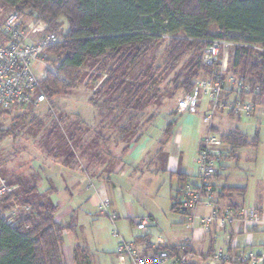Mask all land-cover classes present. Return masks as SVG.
Segmentation results:
<instances>
[{
  "label": "trees",
  "instance_id": "1",
  "mask_svg": "<svg viewBox=\"0 0 264 264\" xmlns=\"http://www.w3.org/2000/svg\"><path fill=\"white\" fill-rule=\"evenodd\" d=\"M0 8L4 14L19 13L24 24L41 20L48 25L49 32L59 36L60 42L48 50L59 61L57 73L48 74L41 82V90L49 98L69 96L83 83V68L97 67L98 74L93 75V79L102 81L103 87L96 95L106 98L100 105L108 112L120 111L111 127L122 133L120 140L125 150L146 133V130L140 132L137 121L150 103V86L146 80L150 79L153 86L159 80L154 79L150 69L145 74L138 75V72L157 45H165V73L174 71L188 58L186 76L175 89L183 91L184 98L192 94L202 80H197L200 74H207L208 79L217 77L218 68L207 67L202 61L212 42L242 45L231 55L227 76L232 73L237 79L234 78L235 84L228 88L225 77V103L252 102L264 107V51L261 53L253 48L264 50V0H0ZM63 19L68 23L66 33L61 32ZM240 85L248 87L249 92ZM91 101L99 107L94 97ZM55 106L53 103L52 108ZM24 108L0 109V135H10V128L2 129L6 119ZM29 113L34 129L43 131L45 123L32 109L13 120L25 121ZM229 115L234 117L232 112ZM123 116L128 118L127 123L117 125ZM154 120L148 119L149 127ZM66 125L64 128L61 122L54 123L50 136L61 134L67 145L75 142L77 147L84 148L87 131L84 129H89V125L80 118ZM175 125V122L169 123L166 134H171ZM221 138L232 148L225 158L243 147L259 144L258 136L250 143L248 136L239 130L221 135ZM86 153L81 156L87 157ZM176 176L179 187L190 182L184 174ZM5 183L16 190L0 198V264H65L63 236L73 227L56 221L59 206L50 200L33 203L30 197L37 188L21 192L19 184L8 179ZM225 191L229 196L246 193L242 188L226 187ZM220 196L226 198V194L220 193ZM16 206L21 209L14 217V224H8L5 215ZM227 206L241 208L233 204ZM172 211L187 218L177 197ZM158 250L172 253L177 252L178 247L161 246ZM74 263L90 264L81 247L74 250Z\"/></svg>",
  "mask_w": 264,
  "mask_h": 264
},
{
  "label": "rangeland",
  "instance_id": "2",
  "mask_svg": "<svg viewBox=\"0 0 264 264\" xmlns=\"http://www.w3.org/2000/svg\"><path fill=\"white\" fill-rule=\"evenodd\" d=\"M62 22L61 32L66 33L68 23L65 19ZM164 50L165 45H157L138 72V75L145 74L150 69L154 79L159 82L153 86L150 79L146 80L150 86L148 97L150 103L144 112L138 115L139 120L137 121L140 122V132L143 133L146 130L144 141H150V143L145 142L148 151L140 164L135 167L132 166L131 159L124 156L121 162L123 167H118L120 172L115 171L118 166L116 156L121 155V150L125 148L124 143L120 140L123 136L122 133L111 127L120 111L108 112L105 106L100 105L106 98L96 95L102 89L103 83L98 79H93V75L98 74L95 66L89 65L83 68L84 81L69 96L49 98L40 90L39 93L46 96L45 103L13 112L2 127L3 130L10 128L11 133L10 135H0V183L8 179L10 182L19 184L21 192L37 188V192L31 194L30 197L33 203L45 200H50L55 204L67 202L76 211L75 214L72 208L73 219L67 220L70 225L75 226V229L74 232L70 231L64 236L62 252L65 264H74V250L77 247L86 251L90 264H120L116 256L118 240L113 236L115 228L128 242H133L136 236L142 234L127 218L120 217L115 227L101 212L100 207L94 206L96 190L102 184L106 186L112 200L111 203L110 199L106 198L110 202L108 211L111 214L114 213L113 208L119 201H114V189L121 186L124 190L125 200H130L133 203L138 216L148 217L151 215L156 219L157 226L152 231L151 241H155L158 235H163L170 244H181L192 236L187 224H183L185 221L187 222L186 217L184 218L180 212L172 211L176 197L178 200L180 199V195L177 193L178 189L175 191L172 189L176 187L177 180H173L174 186L172 187L170 176H166L165 171L158 169L161 160L165 159V154L161 153L153 164L147 159L153 153L152 147L158 143L161 145L160 149L165 148V152L179 157L186 163L190 162L195 167L194 160L198 156L195 143L200 140L197 136L201 133L200 127L204 124L203 112L206 111L210 100L208 97L204 98L203 103L201 102L202 106L196 114L176 113L179 112V103L184 99V92L175 89L186 76L188 58L174 71L165 73ZM232 53L233 51L228 57V69ZM51 56V64L57 69L59 61L56 56ZM221 57L224 59L223 53ZM216 68L219 69V67ZM102 74L105 77V73ZM207 76L202 73L197 80L208 79ZM234 78L237 79L234 74H228L226 78L228 88L233 85L232 79ZM93 97L98 101V108L91 101ZM53 103L56 105L54 108H52ZM31 109L36 116L44 121L46 127L43 131L37 132L34 129L30 113L27 114L25 121L18 123L13 120L14 117ZM61 113L63 114L62 118H59ZM189 117H193V124H190ZM78 118L89 125V129H84L87 130L84 135L86 138L84 148L77 147L78 144L75 142L73 145H67L61 134H57L55 137L50 136L54 123L59 121L65 128L66 124L77 121ZM151 118L155 120L149 127L148 119ZM127 120L128 118L123 116L117 125L123 126ZM172 122H175L176 125L171 134H166L168 124ZM213 125L219 130V132L215 130L214 134L240 130L248 136L250 143L257 136L259 137L257 147L251 145L243 147L238 153L239 160L227 161L229 175L222 176L219 182L228 181V184L233 186L247 187L249 190L244 199L245 206L264 207V115L238 119L230 116L229 110L226 108L216 113ZM181 127L184 130L181 135V146L178 147L174 143V136ZM197 131L198 133H196ZM82 153H86L87 157H82ZM72 171H75L74 174L80 177L82 193L77 194L73 188L68 189L70 183L68 175ZM83 208L86 213L82 212ZM255 234L258 235L257 242L263 240L264 231L260 230ZM204 244L196 245L197 250L200 251ZM262 244L264 242L256 244L255 252H264ZM199 264L206 263L200 260Z\"/></svg>",
  "mask_w": 264,
  "mask_h": 264
},
{
  "label": "built area",
  "instance_id": "3",
  "mask_svg": "<svg viewBox=\"0 0 264 264\" xmlns=\"http://www.w3.org/2000/svg\"><path fill=\"white\" fill-rule=\"evenodd\" d=\"M60 42L59 36L49 32L48 25L41 20H33L24 24L17 12L4 14L0 8V109L6 110L14 106H39L47 101L41 90V82L48 74H56L57 69L51 64V54L48 51ZM242 45L226 42H212L203 54V64L207 67H219L217 77L200 80L192 94L179 103V112L196 114L204 98L210 100L209 114L205 121L209 125L197 157V183H187L179 187L180 209L187 212V228L192 236L178 247L177 252L158 250L164 246L159 238L156 242L145 241L150 253L143 254L134 243L126 241L117 228L113 236L118 240L116 256L120 264H199L202 260L197 254L194 244L201 241L198 227L209 231L215 227L226 229L241 227L245 232L264 227V210L250 207L232 208L217 203L214 179L227 155L221 136L214 134L213 121L218 111L228 108L235 117H252L264 111L252 102L237 101L225 103V77L228 73V57L231 51ZM259 52L263 49L253 47ZM222 53L224 59H222ZM232 84L235 80L232 79ZM241 89L249 92V88L240 85ZM16 187H9L5 182L0 183V198L11 194ZM110 202L103 198L100 210L116 227L118 216L108 211ZM207 209L208 214H200V209ZM16 206L5 215L8 224H14V217L20 211ZM28 210L29 208L26 207ZM138 231L147 232L153 225L150 218L133 220ZM206 264H264V254L245 252L228 248L212 252L205 261Z\"/></svg>",
  "mask_w": 264,
  "mask_h": 264
},
{
  "label": "crops",
  "instance_id": "4",
  "mask_svg": "<svg viewBox=\"0 0 264 264\" xmlns=\"http://www.w3.org/2000/svg\"><path fill=\"white\" fill-rule=\"evenodd\" d=\"M202 103L199 105L198 111L200 110ZM209 103H210V101H209ZM209 103H208V107H206V111L203 112L204 124L200 127L201 133L198 134V136H197V137H199L200 140L196 139V140H198V143H195V144H197V151H199L200 145H201V143H202V141H203L204 137L206 136L208 129H209V125L205 121V118L209 114V109H210ZM176 113L184 114L186 112L181 113V112L177 111ZM263 115H264V112L262 111L261 113L255 115V116H263ZM235 118L242 119L243 116L242 117H235ZM193 121H194L193 117H189L190 124H193L194 123ZM213 127H214V125H213ZM183 130L184 129L181 127V129L178 132H176V134L174 136V140H175L174 143L176 145H178V147H180L181 143H182V141H181L182 136L181 135L183 133ZM214 130H217L219 132V130L216 127H214ZM233 131H230V132H233ZM230 132H226V133L220 132L218 135H220V136L226 135ZM196 133H198V131ZM144 139H145V136L143 138H141V140L139 142L131 144L126 150L124 148L121 150V155L116 156L117 161H118V166L115 169L116 172H120L119 168L123 167L121 162H122L124 156L131 159V164L133 167L140 164L142 158L146 155V153L148 151V148H147V145H145V142L150 143V141H144ZM160 148H161V145L156 143V145H154L152 147L153 153L151 154L150 157H148L147 161H150V163L153 164V163H155V161L157 160V157H159L161 153L165 154V159L163 161L161 160L160 166L158 167V169L160 168L162 171H165L164 174L166 176H170L169 180H170L172 187L174 186L173 180H177L176 187L172 188L174 191L177 190L180 186L179 178H178V176H176V174H178V173L186 175V177H188L190 179L191 183H197V177H198L197 159L194 160L195 167H193L190 162L186 163V161L181 160L179 157L173 156L169 152L168 153L165 152V150H164L165 148H163V149H160ZM160 150H162V151H160ZM226 150H228L227 155H229L232 148L229 146L228 148H226ZM240 150L241 149L237 150L235 155H231L230 157L225 158L223 160V162L220 166V171L218 172V175L214 179V184H215V188H216V197L215 198H216L217 203L219 205L227 206V205L233 204V205H238L241 207H246L244 204L245 203L244 199H245L246 195L248 194L249 189L247 187L233 186L231 184H228V181L225 183L219 182V179L222 178V176H224L225 174L229 175L228 172L230 170H229L228 165L226 164L227 161H231V160L236 161V160L240 159V157L238 155ZM197 154H198V152H197ZM74 172L75 171H72V173H69V175H68V177H69L68 179L70 181L68 189L73 188L74 189L73 191L75 193H77V194L82 193V191H81L82 185H81L80 177H78L76 174H74ZM226 187L246 189V193L244 195L233 194V195L229 196V195H227V193H229V192H226V191H225L226 193L224 192V188H226ZM114 190H115L114 201H117V200H119V201L117 202V204H115V206L113 208V212L118 216V218H120V217L127 218V219H130L131 222H133L134 219L145 218L143 216H138L136 214V211L133 207V203L130 200H125L124 190L121 186L116 187ZM220 193L226 194V198L225 199L221 198ZM103 198H109L111 203H112V200L109 197V194L106 190V186L104 184H102L101 187H99L98 190H96V196H95V201H94L95 203H93L94 206L99 208L100 202ZM91 201H92V198L90 199V202ZM56 205L59 206V214L56 216V221L58 223H60L61 225H64L67 227H69V226L73 227L70 231L74 232L75 226H72L67 222V220L69 218L73 219L74 215H72L71 209L73 208V210L75 211L74 207L71 206L70 204H68L67 202L57 203ZM257 209L264 210V207L257 206ZM82 212L86 213V210L83 208ZM84 213H82V214H84ZM208 213H209V211L207 209H203V208L200 209V214L206 215ZM75 214H76V211H75ZM185 217L186 216L184 215V218ZM147 218H150L153 221V225L148 227L147 232L141 231L142 234L136 236L132 242L139 249V251L143 254L150 253L149 249L145 245V241L146 240H148V241L152 240V238H153V232L152 231L157 226L156 219L153 216L150 215ZM185 220H187V218ZM183 224H186V221ZM260 230L264 231V227H260V228L256 229L255 232L254 231L253 232H245L242 230L241 227H229L226 229H220L218 227H215L209 231H203L200 227H198V230H196V231L200 232L199 236L201 235V241L196 242L194 244V248L202 260L207 258L212 252H214L216 250H226L228 248L238 249V250L245 251V252L251 251L254 253H258V254H264V252H262V253L261 252H255V249H254V247H256V244L264 242V238H263V240H261L259 242L256 241L257 240L256 237H258V235H256L255 233H258ZM68 233L69 232L64 234V236H66ZM64 236H63V239H64ZM159 238H161L164 241V246L179 247L182 244V243L181 244H179V243L178 244H170L168 239L165 238L163 235H158L156 237V240L153 242H156ZM202 243H205L204 246L200 249V251L197 250L196 245H200ZM263 245L264 244H262V246ZM263 251H264V248H263ZM114 254H115V252H114Z\"/></svg>",
  "mask_w": 264,
  "mask_h": 264
}]
</instances>
